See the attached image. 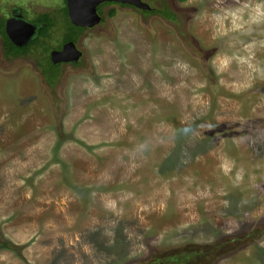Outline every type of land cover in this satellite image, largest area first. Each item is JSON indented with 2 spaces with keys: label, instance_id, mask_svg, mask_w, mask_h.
<instances>
[{
  "label": "rangeland",
  "instance_id": "374dc122",
  "mask_svg": "<svg viewBox=\"0 0 264 264\" xmlns=\"http://www.w3.org/2000/svg\"><path fill=\"white\" fill-rule=\"evenodd\" d=\"M180 4L105 8L53 88L0 42V264H264V0Z\"/></svg>",
  "mask_w": 264,
  "mask_h": 264
},
{
  "label": "trees",
  "instance_id": "16d2710c",
  "mask_svg": "<svg viewBox=\"0 0 264 264\" xmlns=\"http://www.w3.org/2000/svg\"><path fill=\"white\" fill-rule=\"evenodd\" d=\"M142 3L147 4L150 0H140ZM179 3L184 2L185 0H177ZM150 3V2H148ZM127 7L126 4H120L116 2H105L99 5L96 9V13L102 19L100 23L104 20L103 10L107 7ZM132 8H135L131 6ZM149 7V6H148ZM136 9V8H135ZM168 10L165 8L163 11H159L161 15L165 18H168ZM115 10H109L108 15L113 17L115 15ZM142 15L154 14L155 12H149L147 10L138 11ZM22 13V12H21ZM10 13L8 12V15ZM23 14V13H22ZM24 17L33 25L37 27L35 35L32 39L23 46H16L13 44L7 37L5 33V21L7 15L0 11V42H1V51L2 57L8 61H14L23 57H31L35 65L39 68L44 81L49 84L51 87L57 85L60 81V64H53L50 61V53L52 51L61 50L62 46L65 43L72 42L77 46V43L83 33L87 28H81L74 26L68 18L67 9H66V0H61V6L48 10L41 11L39 13H34L32 17H27L24 12ZM83 55V54H82ZM81 59V58H80ZM80 60L76 65L80 64ZM75 65V66H76ZM0 249L13 250V247L7 242L0 243ZM194 255V252L191 256ZM174 260L175 262H185L188 261V257H181ZM185 259V260H184ZM171 261V258H168ZM162 264H168L167 261L161 262Z\"/></svg>",
  "mask_w": 264,
  "mask_h": 264
},
{
  "label": "water",
  "instance_id": "95a60500",
  "mask_svg": "<svg viewBox=\"0 0 264 264\" xmlns=\"http://www.w3.org/2000/svg\"><path fill=\"white\" fill-rule=\"evenodd\" d=\"M105 2H116L133 6L137 9L148 10L147 4L140 0H94L89 3V0H66V9L69 21L77 27L91 28L100 22V17L96 13L97 7ZM6 22L5 33L8 39L16 46L27 44L35 35L36 26L25 21L10 25ZM82 56V52L76 48L72 42L65 43L61 50L52 51L50 53V61L53 64L60 62L77 63Z\"/></svg>",
  "mask_w": 264,
  "mask_h": 264
},
{
  "label": "flooded vegetation",
  "instance_id": "af4514ba",
  "mask_svg": "<svg viewBox=\"0 0 264 264\" xmlns=\"http://www.w3.org/2000/svg\"><path fill=\"white\" fill-rule=\"evenodd\" d=\"M157 4H159V7H156V8H152L149 3L147 2V5L149 6V9L147 11L149 12H155L154 14H150V16H154L155 18H158V19H162L163 21L169 23V22H179V16L180 14L182 13L183 11V7L181 6V4L177 1H175V3L173 4V2H164L163 0H155ZM99 7V6H98ZM97 7V8H98ZM127 7L131 8L132 10H136V11H139L141 9H135V8H132L130 5H127ZM166 9L168 10L167 13L169 12L168 14V18H165L163 15L160 14L159 11H163V9ZM97 11V10H96ZM98 13V12H97ZM100 16V15H99ZM102 17V16H100ZM11 19H13L11 22H9L10 25L12 24H15V23H18L20 21H25L27 23H30L25 17L24 15L20 12V10H11L10 11V14H9V17L6 18V21H5V26H6V22L7 21H10ZM102 21V19H100V22ZM31 24V23H30ZM89 28H87L88 30ZM27 58V57H26ZM30 58V57H29ZM28 58V59H29ZM22 59V58H20ZM23 59H25V57H23ZM16 60H19V59H16ZM32 60V59H31ZM15 61V60H14ZM33 61V60H32ZM34 63V61H33ZM35 64V63H34ZM60 64V66L62 67L63 65L65 66H68V65H73L75 66L76 63H69V62H60L58 63ZM38 69V68H37ZM40 72V70H38ZM41 74V73H40ZM42 76V75H41ZM49 87H51L49 84H47ZM53 88V87H51Z\"/></svg>",
  "mask_w": 264,
  "mask_h": 264
},
{
  "label": "clouds",
  "instance_id": "9594fccd",
  "mask_svg": "<svg viewBox=\"0 0 264 264\" xmlns=\"http://www.w3.org/2000/svg\"><path fill=\"white\" fill-rule=\"evenodd\" d=\"M259 8H260V6L258 5L257 6V15L259 16V15H262V14H264V13H261L260 11H259ZM36 29H37V27H36ZM36 33V32H35ZM76 48L78 49V47L76 46ZM59 51V50H58ZM81 51V50H80ZM82 57V56H81ZM80 57V58H81ZM56 65V64H55ZM222 166V168L224 169V171L227 173L230 169H229V166H228V164L227 163H225V164H223V165H221ZM238 178H239V176H238Z\"/></svg>",
  "mask_w": 264,
  "mask_h": 264
},
{
  "label": "bare ground",
  "instance_id": "6f19581e",
  "mask_svg": "<svg viewBox=\"0 0 264 264\" xmlns=\"http://www.w3.org/2000/svg\"><path fill=\"white\" fill-rule=\"evenodd\" d=\"M94 0H89V3H93Z\"/></svg>",
  "mask_w": 264,
  "mask_h": 264
}]
</instances>
